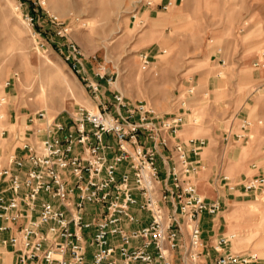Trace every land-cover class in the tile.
I'll return each mask as SVG.
<instances>
[{"label":"built area","instance_id":"built-area-1","mask_svg":"<svg viewBox=\"0 0 264 264\" xmlns=\"http://www.w3.org/2000/svg\"><path fill=\"white\" fill-rule=\"evenodd\" d=\"M47 14L55 35L65 41L57 47L64 62L101 100L97 111L79 107L51 118L40 110L0 129V264H199L207 248L201 220L224 211L222 202L204 197L196 182L207 140L183 141L185 113L160 116L143 103L132 105L119 91L110 109L102 84L112 80L104 75L94 80L82 49L68 39L70 26ZM22 16L31 27L37 23L30 12ZM254 67L264 69V53ZM17 80L15 73L5 89ZM259 91L264 95V87ZM6 103L0 98V106ZM239 121L225 133L227 144L251 138L256 123ZM159 149L171 154L164 175ZM251 167L252 175L234 180L222 174L216 184L264 204V164ZM136 211L147 213L150 222L130 230L141 223ZM235 239L228 234L214 240L213 264H264L257 254L234 251Z\"/></svg>","mask_w":264,"mask_h":264},{"label":"rangeland","instance_id":"rangeland-1","mask_svg":"<svg viewBox=\"0 0 264 264\" xmlns=\"http://www.w3.org/2000/svg\"><path fill=\"white\" fill-rule=\"evenodd\" d=\"M23 12L37 17L34 27ZM47 13L70 26L68 39L82 49L94 80H112L102 84L110 109L119 91L160 116L185 113L183 141L207 140L204 168L196 175L203 196H218L215 173L240 180L261 159L264 123L249 143L223 140L239 119L264 121V69L254 67L264 53V0H0V98L7 99L0 129L40 110L51 118L79 107L98 110L101 97L64 62L57 47L65 41ZM15 73L19 80L5 89ZM225 200L217 222L237 236L233 250L264 260V204L240 193Z\"/></svg>","mask_w":264,"mask_h":264},{"label":"crops","instance_id":"crops-1","mask_svg":"<svg viewBox=\"0 0 264 264\" xmlns=\"http://www.w3.org/2000/svg\"><path fill=\"white\" fill-rule=\"evenodd\" d=\"M220 63V61H219ZM13 115L11 114V121H13ZM244 118H247L249 120H252L250 119L249 117H244ZM262 120L261 119V116L258 117V119L256 120H252L254 121L256 124L253 126V128L250 130V133L249 135L251 136V138L249 140H246L244 141L245 143H249L252 139V133L254 131V128L257 126V127H260V125L257 124L258 121ZM17 123H18V119L16 120ZM263 121V120H262ZM23 122V121H22ZM264 122V121H263ZM256 139L257 141H259V136L256 135ZM256 141V142H257ZM159 166L161 168V171L163 173V175L169 170V168L171 167L172 165V160H171V154L169 151H166V150H162V149H159ZM202 153L203 151L201 152L200 154V160L202 162ZM226 153V152H225ZM219 159L220 157L222 156V151L219 153ZM193 158V157H192ZM260 158L259 160H254L250 163L249 165V171L247 174H244L242 175L240 178H243V177H246V176H249V175H252L254 174V171L252 170V164L255 163V162H259L260 164H264V145L262 146L261 148V155H260ZM193 159H196V158H193ZM198 159V158H197ZM224 160L226 161V154L224 156ZM203 164V162H202ZM224 174V172H220L219 174L215 173L214 176L215 178L218 176V175H222ZM238 179V178H237ZM214 183L216 185V181L214 180ZM215 188H218V186H216ZM217 190L216 192H218V196L214 199H210V198H207V199H210V200H219L220 202H222L223 206L225 207L226 206V197H230V196H235L237 195V193H232L230 192L229 190H227V188H223V189H215ZM222 192V193H221ZM224 192V193H223ZM205 197V196H204ZM244 198H251V199H254L252 196H247V195H244ZM224 212V211H223ZM223 212L221 214H223ZM137 213V216L141 219V223L140 224H137V225H133L131 227H129L130 230L132 229H141L145 226L148 225V223L150 222V217L147 213L145 212H140V211H136ZM220 214V215H221ZM219 215V216H220ZM218 216V217H219ZM218 217H215V218H211V217H208V216H204L201 220V226H202V229H203V241L205 242L207 248L206 250L203 251L202 253V257H201V262L199 264H213V260L215 258V255L213 253V251L211 250V246L213 245V242L214 240L218 237V236H221V235H228L230 233H226L225 231L222 232V225L220 223L217 222V218ZM184 244L185 246L187 245L188 243V236H187V230L185 228L184 230ZM8 236V234L5 235V237ZM181 255H183V252H181L180 254L176 255L174 257V261L176 263H180L181 262ZM5 260V259H3Z\"/></svg>","mask_w":264,"mask_h":264},{"label":"bare ground","instance_id":"bare-ground-1","mask_svg":"<svg viewBox=\"0 0 264 264\" xmlns=\"http://www.w3.org/2000/svg\"><path fill=\"white\" fill-rule=\"evenodd\" d=\"M4 115L3 114H1L0 115V118H2ZM4 125V124H3ZM185 230V229H184ZM236 236V235H235ZM236 238H237V236H236ZM236 240V239H235ZM10 258H8V260H9Z\"/></svg>","mask_w":264,"mask_h":264}]
</instances>
